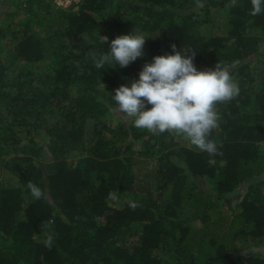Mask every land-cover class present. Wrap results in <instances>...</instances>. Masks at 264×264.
<instances>
[{"label":"trees","instance_id":"obj_1","mask_svg":"<svg viewBox=\"0 0 264 264\" xmlns=\"http://www.w3.org/2000/svg\"><path fill=\"white\" fill-rule=\"evenodd\" d=\"M76 1L0 0V264H264V11L251 15V0ZM129 33L153 36L143 55L97 68L93 57ZM173 44L198 71L218 62L238 81L216 106L222 154L118 111L114 90ZM243 187L228 214L218 203Z\"/></svg>","mask_w":264,"mask_h":264},{"label":"clouds","instance_id":"obj_2","mask_svg":"<svg viewBox=\"0 0 264 264\" xmlns=\"http://www.w3.org/2000/svg\"><path fill=\"white\" fill-rule=\"evenodd\" d=\"M251 5L253 16L264 11V0H251ZM229 6H236V0H231ZM101 38L102 43L108 40L106 36ZM145 41L143 34L117 36L110 43L109 53L93 57L95 66L103 69L106 63L116 62L126 67L143 55ZM170 47L173 54L154 56L151 63L144 64L137 80L114 90L118 111L134 118L138 129L154 135L166 131L182 134L199 151L222 154L210 139L212 131L219 128L216 106L238 96V81L230 75L229 66L217 62L213 68L198 71L193 63L194 52L178 51L175 44ZM146 104L151 107L146 108ZM27 187L35 199L43 197L38 185L29 182Z\"/></svg>","mask_w":264,"mask_h":264},{"label":"rangeland","instance_id":"obj_3","mask_svg":"<svg viewBox=\"0 0 264 264\" xmlns=\"http://www.w3.org/2000/svg\"><path fill=\"white\" fill-rule=\"evenodd\" d=\"M75 2H77L75 0ZM200 34L205 37V38H209L213 35V31H212V28L210 25H206L204 27H202L200 29ZM146 38V41H150L153 39V36L152 35H148V36H145ZM132 118H129V117H126L124 116V120H127V122H130ZM45 141V138L42 139V142ZM149 163V168L152 169L154 168V161L153 160H149L148 161ZM3 177V180L6 179V177L2 176ZM245 191V188H239L237 191H235L234 193L232 194H229L227 196L224 197L223 200H221V202H219V206L222 207L224 210H226L228 212V214L230 215H233V213L236 211V206L239 202V200L241 199L243 193ZM197 225V224H195ZM260 251V253L264 254V247H261L258 249Z\"/></svg>","mask_w":264,"mask_h":264},{"label":"built area","instance_id":"obj_4","mask_svg":"<svg viewBox=\"0 0 264 264\" xmlns=\"http://www.w3.org/2000/svg\"><path fill=\"white\" fill-rule=\"evenodd\" d=\"M75 0H55V4L63 9L68 8Z\"/></svg>","mask_w":264,"mask_h":264}]
</instances>
